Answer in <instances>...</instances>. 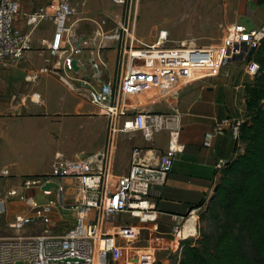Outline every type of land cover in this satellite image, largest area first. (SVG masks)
<instances>
[{
  "label": "built area",
  "instance_id": "built-area-1",
  "mask_svg": "<svg viewBox=\"0 0 264 264\" xmlns=\"http://www.w3.org/2000/svg\"><path fill=\"white\" fill-rule=\"evenodd\" d=\"M112 1L123 4V0ZM18 8V0H0V65L3 67L21 61L30 49L28 37L14 25ZM52 10L49 13L39 9L27 15L26 24L34 26L47 19L54 21L56 30L47 44L46 68L71 91L76 90L74 80L83 82L87 101L102 108L108 117V144L117 132L139 131L145 139L151 137L147 116L142 113L128 115L125 112L128 105L116 103L113 84L99 82L105 62L103 52L109 42L119 45L118 67L119 71L123 70L121 82L126 93L135 90L151 96L158 88L162 93L176 95L202 76L220 74L231 57L243 58L245 70L253 76L258 69L255 62L246 59L264 38V24L253 28L244 23L232 24L227 27L220 45L211 46L194 43L167 46L168 32L161 30L155 44L139 47L134 45V25L130 16L109 30H105L104 20H98L93 22L89 39L97 51L94 57L81 60L77 57L82 54L83 47L70 42V27L67 26L74 9L66 0H60ZM73 62L78 69L89 68L94 75L78 77ZM91 80L96 83L91 84ZM120 117L123 120L118 125ZM242 122V119L230 116L216 121L205 136V145H209L214 135L225 134L237 144L241 143ZM183 151L176 124L170 128L163 152L132 149L131 162L124 174L111 171L106 150L92 155L57 152L47 174L25 177L19 186L0 196V215L6 209L7 201H20L26 205V212L15 213L9 221L8 226L17 234L0 236V264H139L132 260L133 254L156 249L178 258L181 242L196 235V209L175 219L169 229L170 240L161 241L155 197L166 184L176 157ZM2 174L9 177L7 170ZM49 183L52 186L44 189ZM29 191L48 197L46 203L38 204ZM65 211H70L73 216L71 226L62 234H53L51 227L58 222L54 216ZM34 224L42 227L39 234L22 233Z\"/></svg>",
  "mask_w": 264,
  "mask_h": 264
},
{
  "label": "crops",
  "instance_id": "crops-1",
  "mask_svg": "<svg viewBox=\"0 0 264 264\" xmlns=\"http://www.w3.org/2000/svg\"><path fill=\"white\" fill-rule=\"evenodd\" d=\"M59 1L18 0L14 25L28 37L30 49L24 59L10 67L0 65V177H3L4 170L12 178L46 174L36 164L39 163L38 152L43 147L46 129L62 123L88 127L85 133L89 141L88 149L79 148L72 152L92 155L106 150L111 171L115 174L127 171L134 148L144 152H163L170 128L177 124L184 151L176 157L166 184L155 197L159 213L156 220L162 234L158 238L169 241V229L175 219L186 215L191 209H196L197 217L204 212L213 196L221 169L238 153H242L243 144H237L229 134L214 135L208 146L205 145V136L211 132L216 121L226 116L245 119L244 85L251 83L254 76L245 70L243 60L242 75L234 76L235 69L228 78L220 76L221 72L218 75H205L179 90L176 95L162 93L158 88L151 96L135 90L126 93L121 82L123 70L119 71L118 67L119 45L111 41L103 52L105 62L99 82L113 84L116 103L127 104L125 112L128 115L142 113L147 116V129L151 137L145 139L139 131L117 132L108 144V117L102 108L87 101L83 82L74 80L72 83L76 90L71 91L46 68L49 58L47 44L56 30L54 21L47 19L34 26L26 24L27 15L39 9L51 13ZM66 1L75 11L67 22L70 27L69 40L83 47L82 54L77 58H92L97 51V47L89 42L93 22L104 20L105 30H109L122 20V6L112 0ZM263 2L244 0L238 23L244 20L249 28L263 25L264 19L253 20V14L248 9L253 3ZM86 41L87 44H84ZM77 70L78 77L94 75L89 68L77 67ZM93 83L96 81L91 80ZM122 120V117L117 120L118 125ZM94 124L98 126L95 132ZM61 151L53 153L49 167L54 155ZM13 201L12 204L20 202ZM168 257L167 254L162 260L168 261Z\"/></svg>",
  "mask_w": 264,
  "mask_h": 264
},
{
  "label": "rangeland",
  "instance_id": "rangeland-1",
  "mask_svg": "<svg viewBox=\"0 0 264 264\" xmlns=\"http://www.w3.org/2000/svg\"><path fill=\"white\" fill-rule=\"evenodd\" d=\"M243 1L123 0V4H121L122 19L131 17V22L134 25V45L139 47L155 44L161 30L168 32L167 46H176L181 43H194L199 46L220 45L227 27L239 22L240 13L243 10ZM248 9L253 14V20L256 18L264 19V2L263 4L253 3L248 6ZM241 23L246 25L244 20H241ZM243 60V58L238 57L229 58L225 62L220 76L228 78L232 76V69H235L234 76L238 77L242 73ZM92 127L94 132L98 129L95 124ZM87 128L71 123H62L50 127L48 130L46 129L47 133L43 137V147L38 152L39 163H36L39 166L38 169L47 173L50 171L49 161L56 150H65L63 153L66 152L65 154L70 155L73 150L88 149L89 141L85 136ZM29 176L32 175L16 176L15 178L10 176L0 177V196H4L8 189L19 186L20 181ZM31 193L38 204L46 203L48 197L37 191L28 192V194ZM11 204L12 201H7L5 211L0 215V236L16 235L17 232L8 226L9 221L15 213L26 212L25 203ZM123 218L127 219V216L123 215ZM54 220H58V222H55L54 226L51 227L52 233L62 234L65 232V228L71 226L73 216L70 211H65L61 215L57 213ZM197 220V232L195 237L191 238L192 240L199 239L202 232L214 231V225L204 212L198 214ZM41 229L42 227L39 224H34L27 227L25 233H22L36 235L41 232ZM166 256V253L156 249L154 252H139L131 257L133 261L139 264H156L158 262L161 264H178L180 256L177 258L176 255H170L168 261L162 260Z\"/></svg>",
  "mask_w": 264,
  "mask_h": 264
},
{
  "label": "trees",
  "instance_id": "trees-1",
  "mask_svg": "<svg viewBox=\"0 0 264 264\" xmlns=\"http://www.w3.org/2000/svg\"><path fill=\"white\" fill-rule=\"evenodd\" d=\"M248 60L258 69L244 85L243 151L221 169L204 211L214 231L181 242L178 264H264V38Z\"/></svg>",
  "mask_w": 264,
  "mask_h": 264
},
{
  "label": "water",
  "instance_id": "water-1",
  "mask_svg": "<svg viewBox=\"0 0 264 264\" xmlns=\"http://www.w3.org/2000/svg\"><path fill=\"white\" fill-rule=\"evenodd\" d=\"M72 66H73V68L75 69V70H77V66H76V63L75 62H73L72 63ZM50 186H52V184H46L43 188L44 189H48ZM54 186V185H53Z\"/></svg>",
  "mask_w": 264,
  "mask_h": 264
},
{
  "label": "bare ground",
  "instance_id": "bare-ground-1",
  "mask_svg": "<svg viewBox=\"0 0 264 264\" xmlns=\"http://www.w3.org/2000/svg\"><path fill=\"white\" fill-rule=\"evenodd\" d=\"M34 99L37 100V97H35Z\"/></svg>",
  "mask_w": 264,
  "mask_h": 264
}]
</instances>
